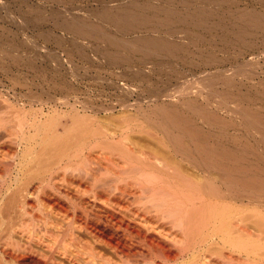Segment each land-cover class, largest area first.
Wrapping results in <instances>:
<instances>
[{
  "label": "bare ground",
  "instance_id": "obj_1",
  "mask_svg": "<svg viewBox=\"0 0 264 264\" xmlns=\"http://www.w3.org/2000/svg\"><path fill=\"white\" fill-rule=\"evenodd\" d=\"M134 19L117 23L125 30ZM142 43L149 55L170 48L155 38ZM1 69L11 83L0 79V264H264V163L253 146L250 159L249 146L233 139L230 147L226 133L196 122L217 114L188 105L193 119L165 103L157 123L146 122L154 108L149 119L138 113L156 125L149 131L140 120L153 148L146 139L149 148L138 146L142 132L132 142L126 124L125 136L102 142L99 122L67 97L40 99L46 88L73 92L60 72L45 71L38 88L22 68ZM254 119L252 128L261 125Z\"/></svg>",
  "mask_w": 264,
  "mask_h": 264
},
{
  "label": "rangeland",
  "instance_id": "obj_2",
  "mask_svg": "<svg viewBox=\"0 0 264 264\" xmlns=\"http://www.w3.org/2000/svg\"><path fill=\"white\" fill-rule=\"evenodd\" d=\"M127 16L135 19L124 30L117 22ZM151 38L170 48L149 55L142 42ZM0 68L1 72L22 68L23 75L38 83V88L44 83L42 74L60 72L59 79L63 77L73 92L59 89L61 93H54L46 88L38 92L40 99L67 97L82 114L93 117L94 124L99 122L95 131L104 132L103 139L99 138L102 142L110 138L107 142H116L129 128L126 136L134 130L131 135L136 137L128 136L132 142L138 145L142 134L141 141L149 142L151 138H146L142 129L153 120L157 123L167 105L171 103L168 107L173 106V111L191 117L193 109H187L198 105L219 117L207 115L203 123L205 117L196 114V122L204 131H223L229 136L228 146H235V141L236 146H249V158L257 151L264 163V0H0ZM3 78L0 74L9 87L11 82ZM155 98L157 101H152ZM158 105H163L162 111ZM58 106L69 111L68 106ZM153 108L156 115L148 113H153L149 111ZM138 113L145 118L147 114V119L150 115L151 120L145 121L151 124L147 126L149 123ZM135 116L136 122L131 120ZM211 117L218 124L213 120L210 124ZM253 119H259V128H252L249 122ZM141 141L138 146L155 145L153 140L150 145ZM259 164L264 178V164ZM89 165L93 170L98 167Z\"/></svg>",
  "mask_w": 264,
  "mask_h": 264
}]
</instances>
